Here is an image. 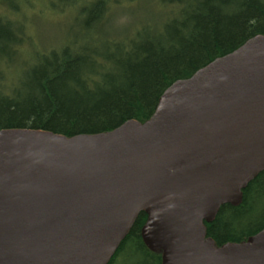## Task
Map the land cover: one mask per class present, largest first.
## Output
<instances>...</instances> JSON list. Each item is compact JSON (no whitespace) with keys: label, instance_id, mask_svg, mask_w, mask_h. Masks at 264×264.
<instances>
[{"label":"water","instance_id":"water-1","mask_svg":"<svg viewBox=\"0 0 264 264\" xmlns=\"http://www.w3.org/2000/svg\"><path fill=\"white\" fill-rule=\"evenodd\" d=\"M264 171V35L176 80L144 122L66 136L0 130V264H107L143 212L161 264H264V228L204 223Z\"/></svg>","mask_w":264,"mask_h":264},{"label":"trees","instance_id":"trees-1","mask_svg":"<svg viewBox=\"0 0 264 264\" xmlns=\"http://www.w3.org/2000/svg\"><path fill=\"white\" fill-rule=\"evenodd\" d=\"M150 4L155 14L127 30ZM63 18L64 33L51 36ZM255 35H264V0H0V130L72 136L142 123L174 81ZM145 220L139 213L107 264H161L141 239ZM204 226L216 246L264 228V171Z\"/></svg>","mask_w":264,"mask_h":264},{"label":"rangeland","instance_id":"rangeland-1","mask_svg":"<svg viewBox=\"0 0 264 264\" xmlns=\"http://www.w3.org/2000/svg\"><path fill=\"white\" fill-rule=\"evenodd\" d=\"M155 10H157V8H155L154 6H152V4L146 6L144 8V10L139 13V14H130L127 18V25H126V29L128 30V26L131 23H137L139 20H144L146 18L151 17L153 14H155ZM30 13L32 12V10L29 11ZM62 23L59 22L56 26V30L54 33L51 34V36H55L61 33H64L65 28L67 26V19L63 18L62 19ZM60 21V20H59ZM52 25V22L50 21H45L42 23L41 25V30H39L38 32H42L43 34H45L46 36V32H51V28H49ZM125 25V24H124ZM0 67L1 69L6 73V75H8V70L3 66V64L0 63Z\"/></svg>","mask_w":264,"mask_h":264}]
</instances>
